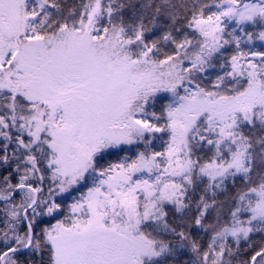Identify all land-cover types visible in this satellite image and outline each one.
Returning <instances> with one entry per match:
<instances>
[{"label": "snow or ice", "instance_id": "snow-or-ice-1", "mask_svg": "<svg viewBox=\"0 0 264 264\" xmlns=\"http://www.w3.org/2000/svg\"><path fill=\"white\" fill-rule=\"evenodd\" d=\"M0 264H264V0H0Z\"/></svg>", "mask_w": 264, "mask_h": 264}]
</instances>
